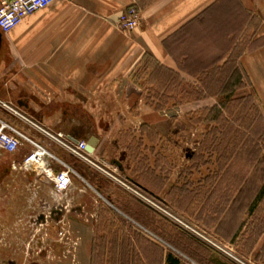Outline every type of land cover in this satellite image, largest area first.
<instances>
[{
	"label": "crops",
	"instance_id": "1",
	"mask_svg": "<svg viewBox=\"0 0 264 264\" xmlns=\"http://www.w3.org/2000/svg\"><path fill=\"white\" fill-rule=\"evenodd\" d=\"M228 2L233 4L231 8ZM131 6L140 11L142 22L137 29L126 31L118 26L117 20ZM260 16L263 18L261 26L259 22L254 26V19ZM244 18L251 29L246 39L243 38ZM261 35H264V8L259 0H58L26 16L10 32L5 34L0 30V101L14 106L47 129L63 131L75 143H87L92 135L97 137L90 159L103 167L98 165L100 169L59 145L52 146L50 140L28 127L31 137L44 145L47 142V149L62 163H69L76 173L70 188L60 192L73 201L55 206L47 217L53 228L63 224L60 230L63 238L74 241L73 247L62 249L56 245L48 253L59 256L57 264H91L97 225H107V231L99 235L107 236L108 240L115 231L113 224L117 221L110 213H105L108 208L117 211L132 228L161 247V264L170 252L180 258V264H237L148 205L127 185L120 186L107 176L110 172L120 177L123 172L112 162L115 171L101 163L107 144L101 134L93 130L96 125L86 126L91 120L84 122L85 118L79 113L81 110L93 113L107 102L125 111L137 101V124L132 128L129 143L135 139L139 142L140 185L147 191L132 182V176L123 175L124 180L217 241L230 245L241 257L264 264V215H261L264 201L249 211L248 202L235 200L243 185L230 188L222 184L221 177L226 175L227 168L207 169L206 179L194 183L184 178L181 184L178 181L183 174L192 175L189 170L182 168L178 172L179 169L172 166L165 171L164 142L172 135L180 143L183 137L179 135L183 130L179 129L177 120L168 124L163 119L162 109L158 111L144 102L147 87L143 88L137 76L142 72V76L148 77L149 70L143 72L141 68L145 60H151L186 81H195L212 63L220 61L219 66H222L245 39V48L240 49L236 64L245 87L264 117ZM215 103V98L210 97L174 108L195 112L207 110ZM1 116L10 117L20 127L24 124L0 106ZM119 121L112 129L116 126L120 131L127 129L124 127L126 117ZM142 125H148L153 132L143 133ZM88 126L93 130L90 133L85 131ZM112 129L107 133L108 144L113 140ZM32 150L31 145L24 144L15 154L4 153L0 167L24 174L35 186L42 185V177L34 171L14 168ZM126 151L128 154L123 158L128 160L133 154L131 145ZM190 156L186 157L187 164L191 162ZM52 168L58 170L62 166L53 161ZM116 170H120L119 175ZM216 174L219 182L206 184L211 180L209 177ZM91 191L100 199L93 197ZM216 192L220 195H215ZM121 229L119 235L131 239L128 228ZM138 252L146 263L142 247Z\"/></svg>",
	"mask_w": 264,
	"mask_h": 264
},
{
	"label": "rangeland",
	"instance_id": "2",
	"mask_svg": "<svg viewBox=\"0 0 264 264\" xmlns=\"http://www.w3.org/2000/svg\"><path fill=\"white\" fill-rule=\"evenodd\" d=\"M259 1L260 6L264 8V0ZM232 6L233 4L228 2V7L231 8ZM227 21L230 23L231 18H229V20ZM258 22L261 26L263 22L262 16H260L259 19H254L253 25L255 26L256 24H258ZM238 23H240V21H238ZM248 26L249 22L246 18H244L245 33L243 38L245 39L247 36L250 35L251 32L250 26ZM216 29H219V27L217 26ZM245 39L239 43L236 52H241L240 49L242 48L244 50ZM210 57L214 58L217 56ZM148 63L151 64V60H149ZM146 87L147 89H145L143 94L144 102L151 105L152 107H155V104L161 106L163 108L162 110L164 113L163 119L167 121L168 124H170L171 122L175 123V121L177 120L179 122L178 125L181 127L179 129L183 130L181 135H179L183 137L182 139L180 138V143H177L176 140L172 138V135L170 136L169 140H165L164 142V153L165 155H167L165 158V171L169 168H172L173 166L179 169L178 172L180 171V169L185 168L186 170H189L192 173L191 176L187 177L185 176V174H183L181 179L178 181L180 184L183 183L184 178H188L194 183L198 182L199 180L201 181L203 179H206L208 175V171H206L207 169H218L219 167L227 168L226 175H222L221 178L222 184L225 183L230 188L233 186H237L238 183H240V173H247L244 178V182L248 181L246 183H248L249 185H251V183L256 186H261L263 184L264 133L260 134V138V136L257 137L252 135L251 129L243 128L241 132V136H243V138H241V144L246 141L245 135H249V141L253 140L255 142L258 141L260 143L259 153H256L254 150H251V147H253V144L251 143L248 144V147L246 146L247 148H243L241 150V144H239L240 146H235L236 148H232L231 145L233 144H230V140L228 138L225 139L224 142L223 140H221L222 144H220L219 136V141H217V143L210 144V137H208L207 140V136H209L211 129L215 127L216 124L202 122L204 117H202L203 115L201 117L199 115L203 109L197 110L195 112H189L185 109H176L174 108L175 101L169 95L165 94L163 98H161L159 95L155 96V92L152 86L148 84H146L145 86L143 85V88ZM234 97L241 98L240 104L243 106L245 104L248 111H253L251 103H254L255 105L256 103L255 101H253V98L251 97L248 89L245 86L242 89L238 90ZM213 98H215V102L219 101L218 97ZM242 99L244 100L242 101ZM137 102H135L134 104L132 102L129 108L128 106L126 107L125 111H119V109L123 108H117L115 103L107 102L104 105H101V107H98L97 111H94L93 113H91L90 111L83 110H81L82 112L79 113L80 115H83V118H85L84 122L87 119L89 121L91 120L90 122L85 123V125L87 126L88 124H95L96 127L93 126L95 127L93 130L100 133L101 137L105 140V145L107 144L105 150L106 153L105 158L104 160H101V163L105 164L106 166H109L111 169H113L112 164L115 160L122 162L123 169L129 166L131 162H129V160L127 159L125 160L123 156L125 155L126 158L128 154L126 150L129 149L130 145L136 153L140 152V148L136 139L135 141H133V143H129L132 139L131 137L133 136L132 128L135 126V124H137V111L135 109ZM255 107L257 108L259 114L264 120L263 114L261 113L257 105ZM252 113L250 114L251 116H253ZM230 114L232 115L234 113L232 111L227 112L229 120L231 119ZM91 115L94 117H91ZM125 117L127 120V124L124 127H127V129L125 128L124 130H122L123 132L118 130V126H116L115 129H112L114 125H117L118 122H120L119 120ZM192 117L193 119L191 120ZM6 118L7 117L5 116V119ZM7 121L13 123L10 117L7 118ZM28 127L29 126L23 124V126H21L20 128H23V130L28 132ZM111 129V136L113 140H111V144H108L107 142L109 141V134L107 133ZM93 130L89 126L85 129V131L88 133L92 132ZM144 130L146 131H142L143 133H148L149 131L148 129ZM251 136L254 137L251 138ZM228 137L231 138L230 135ZM115 139H117V142H119L117 143ZM203 139L206 143L201 144V141ZM228 142V147H225V143ZM51 144L52 146H58V144L54 142H52ZM45 145L47 146V142H45ZM48 148H51V146H48ZM219 149L220 154H225V151L226 153L229 152V156L236 154L237 151L238 154L231 156V159L229 158L228 161L221 162L218 159V153L214 152V150L218 151ZM192 154L195 156V160L190 162V164H187L186 157ZM209 154H212V158H210L211 156ZM251 154L254 157L253 159H251L250 157ZM138 157L140 158V156ZM257 157H259V161H256L255 158ZM68 165L70 164L68 163ZM99 166L102 167L101 165ZM4 169L5 168L3 166L0 167V264H57L59 262V256H54V254L48 255V253H50L56 245L60 246L62 249L65 247H73L74 241H67L63 237V239H61L59 231L64 225L59 224L54 226L53 228V225H51L47 221V217L51 214L52 211L55 210V206L61 205L62 203H66V201L71 202L73 201V199L68 198V196L66 197L60 192L53 190V188L50 186V180L47 177H42L40 179L42 185L36 184L35 186V184H33L34 182L31 183V179L26 177L24 174L19 172H10ZM116 171L118 174V171L120 170ZM122 172L123 175L128 177L132 176V178H134L133 173L130 172L129 174L124 171ZM108 173L109 175L107 176L110 177L113 181H115L118 185H127L136 196H138L151 207L157 209L159 212L164 214L156 206V202L154 200L150 199L140 190L132 187L131 185L129 186L128 183L124 180L125 177L123 175L119 177L112 175V173L110 172ZM209 178H211V180L208 181L206 184L212 183V185H215L219 182L218 174L212 175V177ZM91 193L93 197L100 199L92 191ZM216 194H218V196L220 195L217 192L215 193V195ZM228 194L233 195L232 193ZM253 194L254 193L246 192L247 198H250ZM261 210L263 211L261 212V215H264V206ZM132 229L136 233H139L138 231H140H137L134 228ZM163 238L167 240L165 236H163ZM237 255L242 261L245 262V264H255L253 261L241 257L238 253Z\"/></svg>",
	"mask_w": 264,
	"mask_h": 264
},
{
	"label": "trees",
	"instance_id": "3",
	"mask_svg": "<svg viewBox=\"0 0 264 264\" xmlns=\"http://www.w3.org/2000/svg\"><path fill=\"white\" fill-rule=\"evenodd\" d=\"M259 41L260 44H264V35L259 38ZM236 51L237 48H235L231 52L227 61L222 66H219L220 61H216L215 63L209 65L207 68L203 69V71L200 72L198 78L195 81H186L185 79L179 77V75L164 69L158 63L151 61V64H149V60H145L141 71L147 72L149 70L148 77L142 76V72H140L137 75L138 80L140 82H143L142 85L144 86L146 84L152 86L155 92V96L159 95L161 98H163L165 94L169 95L175 101V107L187 103L201 101L210 97H218L219 101L217 103H215L211 108L207 110H202L199 115L200 117L202 115V117H204L202 122H213L216 124V126L211 129L209 136H207V140L208 137H210V144H215L217 143V141H219V136L220 144H222L221 140H223L224 142L225 139L228 138L230 140V144H233L231 145L232 148L237 145L240 146L239 144H241V138H243V136H241L243 128L251 129L252 135L257 137L260 136L261 138L260 134L264 133V120L259 114V111L255 107L256 105L254 103H251L253 111H248L245 104L244 106L240 104L241 98L234 97L236 92L245 86L242 73L238 65L236 64V60L239 57L238 53L240 52ZM243 100L244 99H242V101ZM154 106L158 111L163 109L158 104H155ZM229 111H232L234 113L232 115L230 114V120L227 115V112ZM251 113L253 116L250 115ZM192 119L193 117L191 118V120ZM144 129L149 130H147L148 134L150 132H153V129L148 125H142L141 130L143 132L146 131ZM229 135L231 136V138L228 137ZM254 136H251V138ZM245 137L246 141L241 144L240 150L243 148H247L248 144L251 143L253 144L251 150L259 153L260 143L253 140L249 141V135H245ZM229 142L225 143V147H228ZM203 143H206L204 142V139L201 141V144ZM214 152L218 153V159L221 162L228 161L229 158L231 159V156L238 154V151L236 152V154L230 156L229 152L226 153V151L224 152L225 154H220V149L218 151L214 150ZM193 154L190 156L191 162L195 160V156ZM252 154L250 155L251 159L254 158ZM138 156H140L139 152L136 153L133 150V154L128 159L131 163L127 168H125V172L133 173L135 181L139 184H142L141 177L139 175L141 159ZM255 159L256 161H259V157ZM246 174L247 173L239 174L241 175V178L238 185H243V188L238 191L235 200L248 202L250 204L248 210L251 211L256 208V206L260 202L264 201V182L261 186H256L252 183L251 185H249L248 183H246L248 181L244 182ZM246 192H251L254 194L250 198H247ZM230 198L231 197H229V199ZM105 213H110L115 217L117 221L113 224L115 231L113 232L114 234L112 235L111 239L108 240L107 236L101 237L99 235L102 232L107 231V225H97V234H95L93 240L91 264H161L160 261L162 250L157 243L148 239L147 237L145 238L144 235L142 236V234L133 231L132 224L129 223L121 214H119L114 209L108 208ZM123 227H127V230L131 232V239H124L119 235V230ZM139 247H142L143 252H145L146 254V263L139 255ZM164 264H180V258L175 256L171 252L167 253L165 255Z\"/></svg>",
	"mask_w": 264,
	"mask_h": 264
},
{
	"label": "built area",
	"instance_id": "4",
	"mask_svg": "<svg viewBox=\"0 0 264 264\" xmlns=\"http://www.w3.org/2000/svg\"><path fill=\"white\" fill-rule=\"evenodd\" d=\"M58 0H0V30L3 33H8L14 29L26 16L45 9L55 3ZM142 22L140 11L135 7L131 6L124 10L118 20V26L126 31H133L140 27ZM0 106L4 108L8 113L29 128L37 132L50 142H54L59 146L66 149L71 155L76 158L93 164L97 168L100 167L91 161L90 155L86 151L87 143L85 141H79L77 143L71 141L63 131H52L44 127L41 123L35 119L30 118L26 114L19 111L12 105L0 101ZM29 144L33 147V150L25 157L24 161L17 166L16 169L21 170H32L38 177H47L50 180L51 187L58 192L67 191L72 185V176L76 174L74 170L59 161L40 141L31 137L27 131L17 126L14 123H10L7 120L0 117V162L3 154H15L24 145ZM58 162L62 168L54 170L52 168V162ZM1 189V185H0ZM156 206L169 218L175 221L178 225L198 237L204 243L219 251L227 258L231 259L235 263L245 264L242 261L235 250L227 244L221 243L211 237L208 233L200 230L198 227L188 223L182 216L173 213L166 207L156 203ZM59 234L63 237V231H59Z\"/></svg>",
	"mask_w": 264,
	"mask_h": 264
},
{
	"label": "water",
	"instance_id": "5",
	"mask_svg": "<svg viewBox=\"0 0 264 264\" xmlns=\"http://www.w3.org/2000/svg\"><path fill=\"white\" fill-rule=\"evenodd\" d=\"M96 143H97V137L96 136H91L89 137V139L87 140V146H86V151L89 153V154H93L94 151H95V146H96ZM114 164H116V166L121 170V171H124L125 172V168L123 169L122 167V162L121 161H113ZM132 182H134L139 188L147 191L146 189H144L139 183H137L135 180H131Z\"/></svg>",
	"mask_w": 264,
	"mask_h": 264
}]
</instances>
